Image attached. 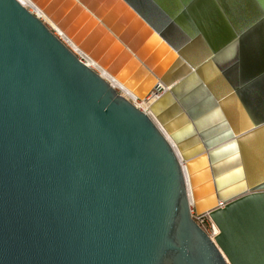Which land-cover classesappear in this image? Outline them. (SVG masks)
Returning <instances> with one entry per match:
<instances>
[{
	"label": "water",
	"instance_id": "obj_1",
	"mask_svg": "<svg viewBox=\"0 0 264 264\" xmlns=\"http://www.w3.org/2000/svg\"><path fill=\"white\" fill-rule=\"evenodd\" d=\"M47 2L68 33L78 10L94 18L96 0ZM119 2L173 57L152 66L137 33L114 32L145 76L138 91L158 95L150 115L19 0H0V264H264V122L223 108L224 123L210 106L231 87H264V0H107L105 11ZM191 205L210 212L214 241Z\"/></svg>",
	"mask_w": 264,
	"mask_h": 264
},
{
	"label": "rangeland",
	"instance_id": "obj_2",
	"mask_svg": "<svg viewBox=\"0 0 264 264\" xmlns=\"http://www.w3.org/2000/svg\"><path fill=\"white\" fill-rule=\"evenodd\" d=\"M35 6H37L43 15L49 20H47L43 15H41L31 3H25L27 8L31 12L38 13L40 16H42V19L44 20V23L47 25V27L58 37L60 40L68 46V48L74 52L75 54H81L86 58V62L93 60L96 62L100 67L105 68L111 76L115 77L121 84H125L124 86L128 88L131 91H134L138 97L137 101L140 99H143L146 97L144 95L143 97H140V95L134 90V87L131 86L132 82H139L140 78L136 80L134 77L135 72L138 69V66L135 65L133 67H130L131 64V58L127 57V53L125 50L122 49V47L118 44V42L114 41V39L111 37L110 34L107 33L105 28L100 26L97 22V20H92L95 18H92V16L87 15L83 13L81 10H78L71 16V22H72V31L67 32L64 28H62L56 20H54L51 15H49L45 11V5L38 3V0H30ZM50 0H48L49 2ZM107 0H96V4L93 7L88 6L90 12L94 15L97 14L101 20L103 18L98 15V11H103L102 16L104 15V20L111 23L110 19H112L119 10L123 9L122 6L115 5L112 8L105 11V7ZM47 2V3H48ZM36 7V8H37ZM74 7V4H71L65 11L64 14L68 13L70 9ZM95 9V10H94ZM107 12V13H106ZM110 13V14H109ZM124 24V23H123ZM107 26L110 28V26L107 24ZM125 26L124 28H126ZM123 28V29H124ZM122 29V30H123ZM113 30V29H112ZM113 32H115L113 30ZM122 32V31H121ZM116 35L118 33L115 32ZM90 41L89 46L87 41ZM125 42V41H124ZM144 43V42H142ZM74 46H73V45ZM157 45V44H156ZM76 47V48H74ZM135 52V51H134ZM165 56V52L159 53V56L157 57L155 64H159L162 59ZM91 62V61H90ZM92 68L99 74H103L102 71L95 65H92ZM101 71V73H100ZM118 88V93L121 94L122 89L120 87ZM121 91V92H119ZM151 95V93L149 94ZM148 96V95H147ZM143 106V105H142ZM140 108V107H139ZM148 113L151 114L150 108L148 109ZM206 180H202L204 183ZM204 191L209 190L207 184L205 185Z\"/></svg>",
	"mask_w": 264,
	"mask_h": 264
},
{
	"label": "bare ground",
	"instance_id": "obj_3",
	"mask_svg": "<svg viewBox=\"0 0 264 264\" xmlns=\"http://www.w3.org/2000/svg\"><path fill=\"white\" fill-rule=\"evenodd\" d=\"M22 4L26 5L25 3H31L33 5V7L41 14L43 15V13L41 12V10L35 6L30 0H19ZM116 5H119V6H122L123 9L119 10L118 13L112 18L110 19L111 23H109L108 21L104 20V15L102 16L103 14V11H98V15H100L103 20H101L98 16H96L97 14H94V18L95 20H97L98 24L100 26H102L103 28H105V30L107 31L108 34L111 35V37L114 39V41L121 43L120 39H118L116 37V35H114V32L113 30L116 32V33H121L122 29L127 26L126 28V31H125V34L123 35V38H126V37H129L135 33H137L136 35V39H137V43L138 42H144L142 43L143 46L140 47L138 49V53L146 58V56L148 54H152V61L150 62V64L152 66L155 65V61L157 59V57L159 56V53L160 51L161 52H165L166 49L161 47H157L156 43L158 41V39L156 38H151V36H149V34L146 32V28H144L141 24V22L139 20H137L136 18H133V14H131L127 9H125V6L123 4H121L120 2L117 3ZM37 7V8H36ZM44 16V15H43ZM41 17V16H40ZM45 17V16H44ZM46 18V17H45ZM47 19V18H46ZM48 20V19H47ZM49 21V20H48ZM124 23V24H123ZM107 24L110 26V28L107 26ZM113 29V30H112ZM141 43H138L136 45V48L138 46L141 45ZM136 44V43H135ZM73 45V44H72ZM74 46V45H73ZM122 47V49L124 50V47L123 45L121 44L120 45ZM76 48V47H74ZM77 49V48H76ZM78 50V49H77ZM151 52V53H150ZM150 59V58H149ZM149 59L146 61H149ZM173 60V57H169L168 58H165L163 61H161L160 63H162L161 65H163L164 63L166 65H168L171 61ZM91 61V62H90ZM90 61L86 62L88 66H90L92 68V65H95L97 66L103 74H100L105 80H107L117 91H118V88L116 87H120L122 89V92L121 94L123 96H125L127 99L131 100V99H135L136 100V97L137 94L134 92V91H131L129 90L128 88H126L123 84H121L115 77L111 76V74H109V72L105 69V68H102L100 67L96 62H94L93 60L90 59ZM154 61V62H153ZM135 66V65H134ZM165 68V67H164ZM93 69V68H92ZM100 71V73H101ZM144 78L145 76L142 75V77H140V80L139 82H132V86L134 87V90L140 95V97H143L144 95H146L145 98L143 99H140L138 101H135V105H137V107H140L142 109H147L148 107H150V105L152 104L153 101H155V99L157 98V94L155 92H152L151 95L149 94H141L138 89L141 87V83L142 81H144ZM147 80V79H146ZM145 80V81H146ZM144 85H146L144 83ZM139 87V88H138ZM167 89V87H165ZM147 93V92H146ZM148 95V96H147ZM143 105V106H142ZM150 115V113H148ZM152 119L154 120V122L159 125L160 127H162L160 125V123L157 121V119H155L153 116H151ZM166 136L168 137L169 139V136L166 134Z\"/></svg>",
	"mask_w": 264,
	"mask_h": 264
},
{
	"label": "crops",
	"instance_id": "obj_4",
	"mask_svg": "<svg viewBox=\"0 0 264 264\" xmlns=\"http://www.w3.org/2000/svg\"><path fill=\"white\" fill-rule=\"evenodd\" d=\"M228 89L229 87L215 88L219 95H221L220 91L227 93ZM229 92L232 94V98L229 100L226 99L223 105L217 100H214V98L210 102L211 108L216 109L222 117V122H228L227 114L222 110L223 108L229 110L230 113L228 114L231 121L240 123L264 122V87H236L235 89L231 87ZM220 130L217 129V132ZM255 140L257 146V172L261 173L264 169V130L257 133ZM252 143L253 138L248 139V144L252 145Z\"/></svg>",
	"mask_w": 264,
	"mask_h": 264
},
{
	"label": "built area",
	"instance_id": "obj_5",
	"mask_svg": "<svg viewBox=\"0 0 264 264\" xmlns=\"http://www.w3.org/2000/svg\"><path fill=\"white\" fill-rule=\"evenodd\" d=\"M24 5V4H23ZM26 8L27 6L24 5ZM28 9V8H27ZM29 10V9H28ZM30 11V10H29ZM31 12V11H30ZM34 15H36L37 17H39L43 22L44 20L42 19V16L40 17V15L38 13L32 12ZM78 56V58H80L84 63H86V58L81 55V54H76ZM87 64V63H86ZM134 105H135V101H137L135 99H131L130 100ZM137 106V105H135ZM139 108V107H138ZM142 111L148 113V109H142L139 108ZM191 217L193 218V220L206 232V234L214 241L215 237L218 235L219 233V228L216 225V223L214 222V220L212 219V217L210 216V212H204V213H197L194 206L191 205Z\"/></svg>",
	"mask_w": 264,
	"mask_h": 264
}]
</instances>
